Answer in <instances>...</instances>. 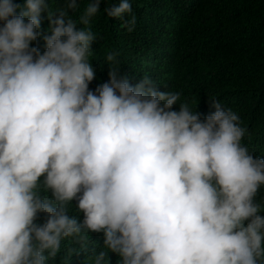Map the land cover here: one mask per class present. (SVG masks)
Instances as JSON below:
<instances>
[{
    "label": "clouds",
    "instance_id": "9594fccd",
    "mask_svg": "<svg viewBox=\"0 0 264 264\" xmlns=\"http://www.w3.org/2000/svg\"><path fill=\"white\" fill-rule=\"evenodd\" d=\"M65 3L47 12L41 53L48 0H0V264H47L65 238L85 247L82 233H103L94 264L110 252L119 264H264V131L245 129L264 125L257 93L244 115L212 100L202 119L187 103L177 111L181 94L157 90L154 75H122L117 53L91 90L96 37L69 18L77 0ZM105 12L135 29L129 0Z\"/></svg>",
    "mask_w": 264,
    "mask_h": 264
},
{
    "label": "trees",
    "instance_id": "16d2710c",
    "mask_svg": "<svg viewBox=\"0 0 264 264\" xmlns=\"http://www.w3.org/2000/svg\"><path fill=\"white\" fill-rule=\"evenodd\" d=\"M23 6L25 0H14ZM136 17L135 29L123 27V21L111 18L106 8L119 0H102L100 10L88 25L81 17L91 0H77V7L69 11V18L77 30H91L96 37L88 57L96 78L89 85L108 81L107 56L117 53L118 64L113 65L132 74H150L155 88L162 92H179V103H187L193 111L206 117L210 101L218 100L233 106L243 115L254 107V97L264 105V0H129ZM48 8L41 13L40 36L32 42L41 53L44 37L50 35L48 13L66 8L65 0H48ZM48 12V13H47ZM136 82V84L140 83ZM136 84H132L135 86ZM264 131L258 121L245 127ZM264 154V146L261 148ZM264 159V155L262 156ZM43 177H41V182ZM51 198V192L47 193ZM256 202L262 204L264 216V186ZM77 200L68 205V214L83 220L77 210ZM46 214L39 213L36 223L43 224ZM84 245L74 237L61 241L57 257L47 264H94L92 249L102 250L103 233H82ZM119 257L109 253V264H119Z\"/></svg>",
    "mask_w": 264,
    "mask_h": 264
},
{
    "label": "bare ground",
    "instance_id": "6f19581e",
    "mask_svg": "<svg viewBox=\"0 0 264 264\" xmlns=\"http://www.w3.org/2000/svg\"><path fill=\"white\" fill-rule=\"evenodd\" d=\"M254 156L263 159V157L261 155L255 154Z\"/></svg>",
    "mask_w": 264,
    "mask_h": 264
}]
</instances>
